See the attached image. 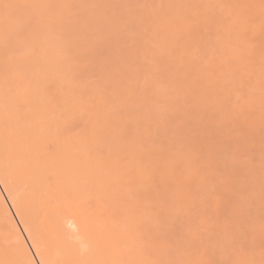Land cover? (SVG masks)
Listing matches in <instances>:
<instances>
[{"label":"rangeland","instance_id":"374dc122","mask_svg":"<svg viewBox=\"0 0 264 264\" xmlns=\"http://www.w3.org/2000/svg\"><path fill=\"white\" fill-rule=\"evenodd\" d=\"M89 1L51 0L50 15L54 17L45 25L52 37L36 36L31 48L20 49L10 45L4 50L11 57L0 58V111L4 110L5 105L22 98L28 104V112L36 124L34 133L40 137L43 133L40 123L52 119L57 122L65 120L68 113L73 111L74 94L88 107L106 104L109 107L107 118L118 120L124 112V105L130 106L127 101L117 99V91L122 88L120 82L127 86L136 74L152 91L161 86L167 88L171 98L159 106L163 109L168 135L158 134L151 141L156 153L163 158L179 152L185 155L176 160H186L185 169L189 175L184 182V193L194 198V204L180 212L169 211L171 195L166 194L167 189L160 174L163 158L155 162L154 169L149 168L150 187L140 189L135 182L138 181L139 173L136 163L130 164V153H117V163L112 171H118L117 176L125 178V185L123 189L111 187V171H102L103 180L110 183L108 197L113 202L98 230L99 235L104 232L105 236V242L98 252L109 248L120 250L121 253L116 254H120L123 261H128L133 255L138 264H166L169 259L170 262L174 260L172 264H181L178 262L180 257L192 252H197L193 253L196 264H264V106H261L264 105V0H191L189 11L182 20L176 21L170 32L159 35L149 25L146 29L139 26L131 8L132 3L137 7L148 0ZM30 3L31 0H0V17L11 16L16 19L23 14V17L27 16L23 33L35 32L42 23L37 13L31 11ZM102 15L104 29L99 34L96 28ZM217 24L221 28L217 29ZM62 27L68 28V34L74 39V48H62L54 44L55 36ZM222 28L228 31L226 40L222 38ZM222 41L235 44L228 43V50L223 54ZM236 44L246 65L240 64L233 52ZM143 53L146 57L142 56ZM217 58L224 69L220 68ZM158 60L165 64L158 63ZM167 61L172 62L169 64ZM90 68H94V71ZM109 68H112L111 72ZM226 68L232 71L227 72ZM207 73L209 75L203 77ZM215 76L217 86L222 81L226 84L229 79L228 86L234 93L228 103L231 104L238 96L239 102L244 103L245 112L236 116L228 112L231 105L222 109L217 103L205 105L204 99L209 90L204 85H209L208 79L212 81ZM204 90L206 92H201ZM197 92L200 93L195 94ZM136 93L143 96L139 86ZM82 114L74 115L65 124L63 132H60L62 137L71 135L74 129L82 128L84 123L92 122L84 110ZM231 120L234 122L230 123ZM18 136L24 137L21 133ZM43 143L50 151L47 165H52L60 142L44 139ZM136 158L140 163L146 156L143 154ZM40 188V194L46 195L47 188L43 184ZM163 188L165 191L161 190ZM94 194L81 200L84 207L91 205L94 198L103 192L97 187ZM145 198L156 209L154 216L148 207L142 206ZM160 202L168 207L160 206ZM200 203H204V210L199 208ZM139 209L142 211L138 212ZM201 215L204 218L202 225L199 222ZM195 227H201L198 234L200 238H208L210 246L205 252L203 246L196 245V241L191 245L185 243V239H189L187 231L195 230ZM118 236L122 239H118ZM127 237L133 240L136 249L134 254L126 243ZM147 253L151 257L147 258ZM167 253H171V256Z\"/></svg>","mask_w":264,"mask_h":264},{"label":"bare ground","instance_id":"6f19581e","mask_svg":"<svg viewBox=\"0 0 264 264\" xmlns=\"http://www.w3.org/2000/svg\"><path fill=\"white\" fill-rule=\"evenodd\" d=\"M50 1L51 0H31V11L37 13L42 23L39 28L32 33L31 31L27 34L23 33L27 16L23 17L22 14L21 17L19 16L20 18L16 17V19L11 18V16L6 18L0 17V45L2 46L1 50L3 51L0 53L1 59L11 57L9 56L10 53H5L4 51L10 45L20 47V49H26L34 46L35 42L33 40L36 36L41 38L52 37V34H50L47 29L48 26L45 25L51 17H54L53 15H50ZM89 2H91V0ZM191 2V0H148L145 3L143 1L137 7L133 6L132 3L131 8H133L134 17L136 22L138 21L139 26L146 29L149 25L151 28H154L156 34L159 35L163 32H170L172 25L176 21L182 20L184 15L189 11ZM15 5L16 4H14V6ZM79 8H81V6ZM83 11H81V14ZM139 12L141 13L138 14ZM58 13L57 16L59 15ZM84 17H86V15H84ZM72 21L74 20L72 19ZM98 22L99 27L96 28V30L101 34L104 29L102 27V23H104L103 15L102 19L99 18ZM205 22L208 23L207 21ZM87 27L89 26L87 25ZM216 28L219 29L221 26H218L217 24ZM221 32L222 38L224 40L228 39V31L225 28H222ZM90 40L92 41V39ZM222 42L224 43L221 45V50L223 54H225L231 41ZM73 43L74 39L68 34V28L62 27L55 36L54 44L57 47L65 48L66 46H72V48H74ZM231 43L233 45L235 44L233 42ZM235 47H233V52L238 56L237 60L240 64L246 65L245 61L242 59L243 56L239 53L237 44ZM125 56L126 55H123L124 58H126ZM142 56L146 57L145 53H143ZM223 58H225V56H223ZM88 59L89 58H86L85 60ZM226 60L227 59L225 58V61ZM217 61L219 62V65H221L220 68L224 69L221 60L217 58ZM170 62L168 63L171 64ZM158 63H160L159 60ZM160 64L165 63L161 62ZM110 69L112 68H109V71L111 72ZM90 70L94 71V68H90ZM226 70L227 72L232 71L230 68H226ZM163 71L166 70L163 69ZM107 73L105 74L107 75ZM98 75L99 74H97V76ZM152 75L153 72L150 76ZM208 75L209 74L207 73L205 76H202L207 77ZM184 78L186 77L184 76ZM131 80L132 83L127 86H124V82H120L122 88L117 91V99L119 101H122L123 99L130 104V106L124 105V112L118 120L107 118L106 112L109 107L106 104L101 103L96 106L88 107L82 104L78 96L74 94L72 96L73 111L68 113L65 119L66 121L62 120L57 122L52 119L40 123L43 133L42 136L37 137L34 133L36 124L31 119L28 112V104L25 100L19 98L15 103L5 105L4 110L0 111V182L2 184L1 187H3L6 194L5 196L0 187V261H16L17 264H25L29 259V256L35 253L36 248L33 247L35 244L40 247L41 251L44 253V259L49 261L50 264H125L126 262L130 264H138L133 255L129 257L128 261H123L120 254L119 256L116 254V252L121 253L120 250L115 251L111 248L103 250V247V252H98L99 248H102L101 245L105 242L104 232L99 235L98 230L106 218V212L108 211L109 206L113 202V200L108 197V194L110 193L109 188L123 189L125 185V178L117 176L118 171H112L115 168L118 159L116 154L122 153L123 151L130 153L128 155V158H130V164L135 165L136 163L135 166L139 173L137 176L138 181H135L137 182V188L148 189L151 185L149 168L154 169L155 162L163 158L156 153V149L153 147L151 139L158 134L168 135L162 115L163 109L159 104L165 102L167 98H171V92L162 86L158 87L155 91H152L146 83H142L139 80V77L136 74L131 77ZM208 83L209 85H204L209 90L207 97L204 99L206 102L205 105L211 106L213 104L216 105L217 103L218 107L221 109L227 105H231L228 112L236 116L246 111L244 103L239 102L238 96H236L235 100L231 101V104L228 103L231 96L233 98L234 93L232 88L228 86L229 79L226 80V84L222 81L221 85L217 86L215 76L212 81L208 79ZM185 85L187 86V84ZM49 86L50 85H47V87ZM138 86L143 90V96L137 95L136 88ZM200 89L202 88L200 87ZM262 90L263 89H261V91ZM196 91L200 90L196 89ZM201 92H206V90ZM198 93L200 92L195 94ZM112 101H114V99H112ZM148 103L150 104L148 105ZM152 106H156V108ZM82 110L88 114L89 119H91L92 122L88 124L84 123L82 128L79 129L77 127L74 129V133L62 137L60 132H63L65 124L71 121L74 115L78 114L83 116ZM189 110H191V108H189ZM213 113L214 112H212V114ZM233 122V120L230 121V123ZM20 133L24 135L23 138L18 136ZM44 139L47 141L60 142V148L54 153L52 165H47L48 153L50 151H47V148L43 143ZM126 139V143H121V141ZM247 145L249 146V144ZM143 154L146 158L140 160L139 163L136 156L139 158ZM182 154V152H179L173 156L163 158L164 160L160 172L164 179L165 190L167 189V191H165L164 188L161 190H164L166 194L169 195L170 193L171 195L169 211L172 213L186 210L194 204V198L190 194L184 193V182L189 175V171L185 169L186 160L184 158L176 160L185 156ZM160 168L157 167V169ZM106 169L111 171V187L108 185L110 183L104 181L102 177V171ZM182 169L185 173H183ZM134 173L135 172L133 171V174ZM42 184L48 190L46 195L40 194V190L42 189L40 187ZM97 187L102 190L103 194L101 196L99 195L98 198H94L91 205L84 207L81 200L88 196H95L94 189ZM127 192H129V190H127ZM245 193L248 192L245 191ZM164 199L165 198H163V200ZM143 204L144 205L142 206L148 207L152 216L156 214V209L149 204L147 198H145ZM163 204L164 203L160 206H163ZM36 206H40V208L37 209ZM199 208L204 210V203H200ZM139 211H142V209H139L138 212ZM199 222L201 225L203 224V215L200 216ZM70 223L74 225L75 228L69 227ZM167 230L169 229L167 228ZM200 231L201 227H195V230L189 229L187 231L189 239H185V243L191 245L196 241V245L198 247L203 246V251L205 252L207 247L210 246V243L208 242V238H200L198 236ZM119 236L118 239L124 237L122 235V237ZM159 238L160 237L158 236L157 239ZM126 243L131 246V253H136V249L133 246V240L127 237ZM173 243L171 242V244ZM171 244L169 243V245ZM162 246L163 245L160 247ZM171 246H173L172 248L175 247L174 245ZM25 249L29 250L28 254H25ZM168 250L173 253L170 249ZM162 252L163 251L160 253L162 254ZM171 253L170 255L167 253V255L171 256ZM193 253L197 252L188 253L187 255L184 253L178 262H181V264H196V258L193 256ZM147 254L149 255L150 253ZM143 256L146 255L144 254ZM149 257L151 256L149 255L147 258ZM164 259L165 258H162V260ZM169 260L167 263H164L169 264ZM147 261L150 260L147 259ZM160 262L161 261H159V263ZM171 262L170 264H172Z\"/></svg>","mask_w":264,"mask_h":264},{"label":"snow or ice","instance_id":"6c2138e0","mask_svg":"<svg viewBox=\"0 0 264 264\" xmlns=\"http://www.w3.org/2000/svg\"><path fill=\"white\" fill-rule=\"evenodd\" d=\"M7 7V6H6ZM69 227L75 228L74 225L71 223L69 224ZM19 239V238H17ZM33 247L36 248V251L34 254H31L29 256V259L25 262V264H50L49 261L44 259V253L41 251L40 247L38 245H33ZM29 250L25 249V254H28ZM0 264H17L16 261H0Z\"/></svg>","mask_w":264,"mask_h":264}]
</instances>
